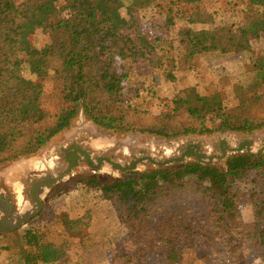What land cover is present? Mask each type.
Segmentation results:
<instances>
[{"label": "trees", "instance_id": "16d2710c", "mask_svg": "<svg viewBox=\"0 0 264 264\" xmlns=\"http://www.w3.org/2000/svg\"><path fill=\"white\" fill-rule=\"evenodd\" d=\"M244 1L253 8L245 25L196 29L215 24L203 0H0V164L36 154L81 110L106 129L168 138L264 129V55L252 47L264 42V0ZM157 2L164 11L148 17ZM40 30L51 42L22 59L25 41ZM229 56L254 62V78L239 86L236 107L227 105L215 80H207L203 94L182 90L159 115L136 103L132 72L175 82L177 69H196L201 57ZM25 66L35 79L25 78ZM79 182L102 192L128 230L111 264L152 258L183 264L199 247L212 248L220 264H264V154L238 155L226 167L195 163ZM245 203L252 205L251 223L243 220ZM62 220L74 237L72 221ZM26 235L34 251L23 253V264L68 256V245L41 241L33 230Z\"/></svg>", "mask_w": 264, "mask_h": 264}, {"label": "rangeland", "instance_id": "374dc122", "mask_svg": "<svg viewBox=\"0 0 264 264\" xmlns=\"http://www.w3.org/2000/svg\"><path fill=\"white\" fill-rule=\"evenodd\" d=\"M203 5L207 11L214 14L215 24L206 27L195 26L196 29L243 26L253 12L251 5L244 0H203ZM163 11L164 6L157 2L146 10V14L151 17ZM121 14L125 19H128L126 9H122ZM180 25L184 24L178 23V27ZM50 42L49 34L42 30L35 32L25 41V51L21 54V58L27 59L28 56L37 53L39 49L44 48ZM252 47L256 54L264 55L263 41H253ZM214 59L201 57L196 69L185 70V74L179 77L180 84L170 81L157 82L156 78L147 71L136 70L132 72L130 84L136 91H139L136 103L151 114L159 115L162 110L170 109L165 102L178 95L182 91L181 87L191 85L203 92L204 84L199 78L203 74H210L208 77L218 83V91L222 94L227 105L231 108L236 107L241 93L239 86L248 85L247 83L254 78V62L247 63L234 56ZM24 68L23 75L25 78L35 79L29 68L26 66ZM45 87L46 90L52 91L53 81L46 82ZM45 105L46 107L49 106V102L46 100ZM224 135H229L235 144L244 140H252L255 152L260 151L262 143H264V129L255 130L251 133L225 130L202 135L183 134L170 138L136 131L106 129L88 120L81 110L70 128L52 138L36 154L0 164V177L5 178L8 182L7 189L9 192L18 191L19 194V192L25 191L28 196L30 186L26 185L25 181L43 168H47V172L54 174L62 171L64 161L61 149L69 147L71 143H82V146L95 156L114 155L115 160L128 163L132 155L138 154L140 151L155 155L164 151V158L177 157L182 153V149L191 143H200L202 151L209 156L216 155L219 153V139ZM244 154L247 152L229 153L227 158L216 161L212 166L226 167L228 159ZM195 163H198L196 159L189 158L183 164L161 168L175 169ZM161 168L149 165L141 167L140 171L134 173H148ZM130 173L133 172L122 174L110 169L95 173L85 164H81L67 177V182L49 192L46 207L37 218L11 235L0 236V264H10L9 261L13 256L17 257L13 264H23V253L34 251V248L28 246L29 238L26 235L28 231L33 230V234L41 241L55 239L57 234L67 238L68 235L61 222L60 209L68 207L69 204L71 205V221L75 235L71 237V264H111L112 249L127 236L128 230L120 222L111 202L103 198L102 192L83 185L79 182V178L98 176L103 181H118ZM10 180L12 181L11 185H9ZM19 201L21 200L19 199ZM242 214L244 222L251 223L254 221L251 203H245ZM103 220H107V223H101ZM91 233H96L99 239H92L91 241L90 238L87 240ZM81 240L86 241L81 244ZM150 264L165 263L152 258ZM183 264H220V262L216 259L212 248L199 247L196 255L191 254L184 258Z\"/></svg>", "mask_w": 264, "mask_h": 264}, {"label": "flooded vegetation", "instance_id": "af4514ba", "mask_svg": "<svg viewBox=\"0 0 264 264\" xmlns=\"http://www.w3.org/2000/svg\"><path fill=\"white\" fill-rule=\"evenodd\" d=\"M219 141H220L219 153L216 155H212V156H209L206 153L209 157L223 156L224 155L223 150L227 151V156H228L229 153H233V152H231L230 149L238 147V145L241 143L240 142L239 144H235L233 142V139H231V137L229 135H224V136L220 137ZM191 144H188L186 147H184L182 149V153L184 151H187V149L189 147H191ZM196 144H199L201 146L200 143H196ZM79 149L88 152L92 156V161H93V164H95V165H100L98 158H101V157H107L114 162L122 163L121 161L115 160L114 155H111V156H104V155L103 156H101V155L95 156L91 151H89L87 148L82 146V143H79V144L71 143V145H69V147L61 149V152L63 155V161H64V169H62V171H60L58 173L56 172L54 174V173L47 172L46 171L47 168H43L39 171L40 173L36 172V173L32 174L31 177L25 181V184L30 186V192L27 196L25 191H21V195H22L21 201H19L18 191L9 192L7 189L8 182L5 180V178L0 177V236L11 235V234L19 231L23 226L29 224L33 219L37 218L43 212V210L45 209L46 204H47L49 192L51 190H54L60 184L67 182L66 181L67 177L72 174V173L66 174L63 179H60L59 181L55 182L56 178H58L62 174H65L68 171V169L70 168L69 162H77L78 163V165L73 169V171L76 168H78L81 164H85L88 167V165L86 163V157ZM201 151H202V147H201ZM182 153L179 156H181ZM164 154H165L164 151H161L159 153V155H155L152 153L149 154L146 151H140L138 154L132 155L130 162L122 163V164H130L133 160H138V159H141V158L146 157V156H151L158 162H162L166 159H171V158H164ZM179 156H177V157H179ZM177 157H173V158H177ZM189 158L196 159L195 157H189ZM189 158H187V159H189ZM217 161H219V160H217ZM174 164H183V163H174ZM174 164H171V165H174ZM213 164H211V165H213ZM149 165L161 168L160 166H156V165H153V164L147 162L146 164L138 165L136 170L129 171V172L140 171L139 169L141 167H146ZM100 166H101V171H93L90 167L89 168L95 173L102 172L105 169H110L116 173H121V172L115 171L112 168V165L110 163H108L107 161L106 162L103 161ZM49 167L53 168V167H55V165H53V167H51V166H49ZM163 167H166V166H163ZM125 173H127V172H125ZM122 174H124V173H122ZM11 184H12V181L10 180L9 185H11ZM15 193H16V195H15ZM14 200H16V201H14ZM19 205H21V207H19Z\"/></svg>", "mask_w": 264, "mask_h": 264}, {"label": "water", "instance_id": "95a60500", "mask_svg": "<svg viewBox=\"0 0 264 264\" xmlns=\"http://www.w3.org/2000/svg\"><path fill=\"white\" fill-rule=\"evenodd\" d=\"M253 141L252 140H244L242 141L238 147L230 149L231 152L233 153H244L247 152L248 155H261L264 153V143H262V149L258 152H255L253 150ZM192 147V148H191ZM191 147L187 149V151H184L181 156L177 158H171V159H166L162 162L156 161L153 157L151 156H146L138 160H133L130 164H122L120 162H114L111 159L107 157H101L98 158V161L100 165L102 162H108L112 165V168L121 173L129 172V171H134L137 169L138 165L140 164H146L147 162L156 165V166H169L174 163H184L187 158L189 157H195L197 161L200 164L203 165H211L217 160H223L227 157V151L223 150L224 155L223 156H213L209 157L206 153L201 151V146L196 143H192ZM80 150V149H79ZM86 157V163L88 167H90L93 171H101V166L100 165H95L93 164L92 161V156L83 150H80ZM135 157V156H134ZM70 163V168L65 174L60 175L58 178L55 179V182L59 181L60 179H63L66 174H70L73 172V169L78 165L77 162H69Z\"/></svg>", "mask_w": 264, "mask_h": 264}, {"label": "crops", "instance_id": "0c3cea01", "mask_svg": "<svg viewBox=\"0 0 264 264\" xmlns=\"http://www.w3.org/2000/svg\"><path fill=\"white\" fill-rule=\"evenodd\" d=\"M199 26L205 27V26H202V25H199ZM185 70L186 69L180 68V69H177L175 71V75H176V81H175V83H177V84H180L181 83L179 77L180 76H183L185 74V72H186ZM209 75L210 74H203L199 78L200 81L204 84L203 85V92L198 91L201 94H203L205 92V88L207 86V80L210 79L208 77ZM210 80H213V79H210ZM189 88H196V87L190 85V86H187V87H181V90H185V89H189ZM60 212H61L60 213V217H61L62 226L64 227L63 220H62V215H66V217L71 221V205L69 204L68 207H64V208L60 209ZM101 223L106 224L107 223V220H103ZM64 230H65V227H64ZM67 235H68V237L66 238L64 236H59V234H57L55 239L48 240V242H52V243L56 244L57 246H62V245H66L67 246L68 245L70 247L68 249V252H67L68 253V256L65 259H63V260H61V261H59V262H57L55 264H71V236L69 235V233ZM90 238H91V241H92V239L93 240L94 239H99V236H96V233H91L89 235V237L87 238V240H89ZM83 241H86V240H81L80 241L81 244H82ZM194 254L196 255V253H194ZM186 257H188V255ZM9 263L10 264H13V259H10Z\"/></svg>", "mask_w": 264, "mask_h": 264}, {"label": "bare ground", "instance_id": "6f19581e", "mask_svg": "<svg viewBox=\"0 0 264 264\" xmlns=\"http://www.w3.org/2000/svg\"><path fill=\"white\" fill-rule=\"evenodd\" d=\"M19 199L22 200L21 192H19Z\"/></svg>", "mask_w": 264, "mask_h": 264}]
</instances>
